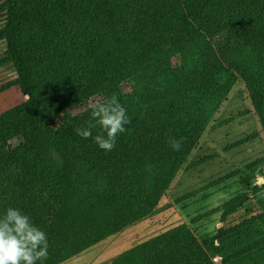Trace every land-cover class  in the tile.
<instances>
[{"label": "trees", "instance_id": "16d2710c", "mask_svg": "<svg viewBox=\"0 0 264 264\" xmlns=\"http://www.w3.org/2000/svg\"><path fill=\"white\" fill-rule=\"evenodd\" d=\"M0 7V66L14 70L26 96L0 112V216L17 208L46 233L44 264L148 216L238 77L264 139V0H2ZM218 33L226 34L224 50L211 42ZM113 94L131 122L104 151L94 139L98 125L89 138L75 129L91 119L89 99ZM170 137L183 138L179 151ZM205 244L179 223L107 264H215Z\"/></svg>", "mask_w": 264, "mask_h": 264}, {"label": "rangeland", "instance_id": "374dc122", "mask_svg": "<svg viewBox=\"0 0 264 264\" xmlns=\"http://www.w3.org/2000/svg\"><path fill=\"white\" fill-rule=\"evenodd\" d=\"M4 23L5 11L0 7V29ZM225 39V33H218L211 42L224 50ZM4 50L0 41V58ZM15 76L12 68L0 66V112L26 97L14 84ZM50 155L55 154L50 151ZM256 159L260 160L254 166L245 167ZM243 195L244 200L237 202ZM179 223L206 243L215 264H264V139L239 77L152 212L57 264H107L122 251ZM216 235L221 237L213 239Z\"/></svg>", "mask_w": 264, "mask_h": 264}, {"label": "clouds", "instance_id": "9594fccd", "mask_svg": "<svg viewBox=\"0 0 264 264\" xmlns=\"http://www.w3.org/2000/svg\"><path fill=\"white\" fill-rule=\"evenodd\" d=\"M91 119L86 127H77L76 133L82 138L92 136V129L97 125L102 130L94 137L95 143L104 151L115 147L118 134L126 131V125L131 122L125 106L117 94L108 98L100 97L88 105ZM183 138L177 140L170 137L169 146L174 151L182 147ZM47 235L37 227L19 209L9 207L0 216V264H44L49 256Z\"/></svg>", "mask_w": 264, "mask_h": 264}]
</instances>
